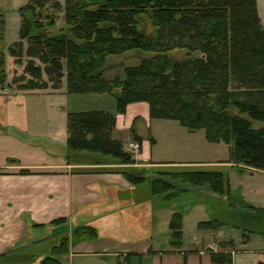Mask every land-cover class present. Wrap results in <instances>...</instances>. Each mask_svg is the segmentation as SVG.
I'll return each instance as SVG.
<instances>
[{
  "label": "trees",
  "instance_id": "obj_1",
  "mask_svg": "<svg viewBox=\"0 0 264 264\" xmlns=\"http://www.w3.org/2000/svg\"><path fill=\"white\" fill-rule=\"evenodd\" d=\"M56 7L62 9L57 1ZM143 12L152 14L159 26L172 27L174 35L185 40L178 45L187 49V58L178 62L156 56L125 69L126 80H109L102 69L108 56L147 50V39L135 22V16ZM50 18L49 25H55L57 18ZM65 19L70 30L55 36L30 35L28 23L21 27V37L30 43L28 54L46 66L51 81L56 82L54 88L61 85V62L66 60L68 92L106 93L116 99L118 113H125L129 103L146 101L152 118L176 120L192 133L204 129L209 141L232 145L235 153L231 151V158L236 156L237 162L264 171V127L254 125L264 122V23L257 0H96L88 4L67 0ZM37 22L36 27L45 26ZM12 56L19 57L14 50ZM27 69L35 78L22 84V89L49 88V84L38 82L42 74L39 66L30 61ZM143 81L151 84L141 87ZM233 109L235 113L230 112ZM115 125V115L104 110L69 113L68 160L73 154H105L118 163L135 164L136 158L113 138ZM222 129H227V135ZM224 134L229 141L224 140ZM177 175L196 185L207 182L216 192L223 186L221 175L215 172L185 171ZM177 175L172 180L155 178V194L172 198L186 191L177 188ZM127 177L134 184L146 180L144 173L134 171ZM244 207L239 225L246 234L264 236V208ZM218 223L201 225L215 229ZM181 229L182 217L177 214L172 221L176 237ZM95 237L94 227L83 226L75 230L72 241ZM69 248L70 237L66 235L53 248L52 256L40 264H62L59 256ZM212 258L216 264L232 261L230 254L214 253Z\"/></svg>",
  "mask_w": 264,
  "mask_h": 264
},
{
  "label": "crops",
  "instance_id": "obj_2",
  "mask_svg": "<svg viewBox=\"0 0 264 264\" xmlns=\"http://www.w3.org/2000/svg\"><path fill=\"white\" fill-rule=\"evenodd\" d=\"M257 3L264 23V0ZM67 91L64 81L59 89L6 92L10 95L0 91V261L40 264L52 256L63 237L59 232L66 225L70 250L59 256L62 264H216L214 253L230 254L232 261L226 264H264V249L257 246L264 244V236L258 233H244L243 247L239 249L237 242L226 238L222 230L201 225L210 220H195V232L190 234L183 217L181 233L175 236L172 221L179 212L169 204L177 195L165 198L155 194V167L169 162L194 167L197 162L165 159L157 150L159 136L165 131L171 133L172 122H177L187 136L196 132L191 134L176 120L152 118L148 102L129 103L125 113L104 105L87 110L114 114L112 135L119 142L141 139L135 164L87 161L85 157L79 158L81 161L74 157L68 160L59 142L30 136L28 106L20 101L25 102V96L32 94L66 95ZM50 108L53 116L61 113L59 118L66 127L65 116L71 113L68 105L51 104ZM82 111L86 109L74 112ZM53 116L47 128L55 124ZM63 136L68 139V131ZM45 142L50 143L49 147H44ZM131 171L144 173L146 180L131 183L127 177ZM83 226L94 227L97 237L72 241L75 230ZM240 252L247 262L238 259Z\"/></svg>",
  "mask_w": 264,
  "mask_h": 264
},
{
  "label": "rangeland",
  "instance_id": "obj_3",
  "mask_svg": "<svg viewBox=\"0 0 264 264\" xmlns=\"http://www.w3.org/2000/svg\"><path fill=\"white\" fill-rule=\"evenodd\" d=\"M56 1L61 4V10L57 9ZM56 1L0 0V91H3L4 94L10 95L7 93L14 94L21 91H35L22 89V84L27 83L34 77L28 73L27 69L30 61L41 68L42 74L38 82L49 84L48 89L51 87L52 89H59L63 81L64 84L67 83L68 85L69 71L67 61L63 60L61 62L60 70L63 76L61 77V85L59 88H54L56 82L51 81L46 72V66L38 58L31 57L28 54L30 46L28 38L23 39L20 35L23 23L30 25V35L44 33L48 36H55L62 32H68L70 27L65 19L67 0ZM73 1L79 4H88L96 0ZM50 17L57 18L55 25H49L52 19ZM37 21L43 22L45 26L42 29L36 27ZM135 22L140 32L147 39V50H132L120 55L108 56L102 65V69L105 77L109 80H113L116 77H123L125 69L140 66L143 62H150L156 56L178 62L187 58V49L183 45H178L179 42H185V40L183 39L181 41L179 36H175L172 32V27L159 26L153 19L152 14L146 12L136 15ZM13 50L19 57L12 56ZM193 55L200 56L201 54L194 52ZM123 80L126 79L123 77ZM150 84L146 81L139 83L141 87ZM38 90L44 91V89ZM94 94L70 93L67 91L66 95L59 93L43 96L41 94L25 96L26 101H20V103H27L28 106L26 110L28 111V118L30 120V136H33L37 140L45 138L51 141L54 140L57 143L59 142L61 144L59 146L60 150L66 151L63 145L67 143L68 139L67 137L64 138L63 133H67L68 131V116H65L66 127H64L65 122H63L61 117L59 118L61 113L53 116L54 114L51 112L50 106L51 104H56L58 107L59 105L66 104L71 112L78 111V109H86L87 111L98 108L100 107L99 105H104V107H107L106 109L117 108V101L113 96L107 94L106 96L101 95L102 97H98ZM230 112L235 113L236 110L233 109ZM15 114L19 115L18 113ZM51 116H53L51 120L55 122L52 129L50 127L47 128L46 125ZM254 125L256 127H264V122L257 121L254 122ZM170 126L173 132L167 133L165 131L164 134H160L159 136L160 143L157 147L159 153L163 154L165 159L173 161L190 160L197 163L194 167L174 165L173 162L164 163L165 165L161 164V166L155 167L157 168V175L167 180H172L174 178L173 175H177L178 172H197L201 170L215 172L221 175V183L223 186L220 192H216L210 188L207 182L202 185H196L188 182L181 175H177L175 179L179 185L177 188H186L187 191L181 192L175 198L170 199L169 207L181 214L182 221L183 217H185L188 224L187 231L190 234L195 232V220L221 222L222 225L218 223L219 225L215 230H222V234L228 239H234L237 242L238 248L241 249L246 231L239 225L238 219L244 217L242 212L246 209L244 207L246 205H255L264 208V171L259 168L245 166L239 163V161L237 162L236 160L238 159L236 156L231 158V154L233 153L234 155L235 153L232 145L221 141H209L204 129L196 132V134L191 133L194 135L188 134L189 136H187L177 122H172ZM225 131L227 129L222 132L227 135ZM226 135L224 140L227 142V140L229 141V137ZM137 140H140L139 142L141 143V139ZM43 145L44 147L47 145L49 147L50 143L45 142ZM122 146L124 148L125 144L122 143ZM72 156L75 158V161H81L79 158L82 159V157H85V159H89L87 161L118 162L111 155L105 154H73ZM129 168L132 170H141L142 167ZM143 169L145 170V168ZM146 172L151 173L149 170ZM193 222L195 223L193 224ZM67 232V226L63 225L59 233L64 237ZM262 239L264 240V237ZM252 242L255 243V239ZM257 246L264 249V244ZM244 257L241 252L238 254V259H241L243 263L247 262L246 257ZM4 263H7V261H0V264Z\"/></svg>",
  "mask_w": 264,
  "mask_h": 264
},
{
  "label": "built area",
  "instance_id": "obj_4",
  "mask_svg": "<svg viewBox=\"0 0 264 264\" xmlns=\"http://www.w3.org/2000/svg\"><path fill=\"white\" fill-rule=\"evenodd\" d=\"M141 148H142V144L138 140H132L127 142L123 149L128 154H131L132 156L137 158Z\"/></svg>",
  "mask_w": 264,
  "mask_h": 264
}]
</instances>
